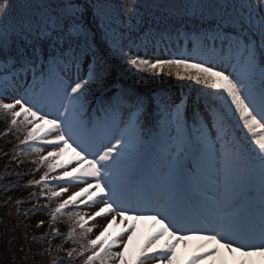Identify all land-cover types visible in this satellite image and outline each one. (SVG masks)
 I'll list each match as a JSON object with an SVG mask.
<instances>
[{"label":"snow or ice","instance_id":"6c2138e0","mask_svg":"<svg viewBox=\"0 0 264 264\" xmlns=\"http://www.w3.org/2000/svg\"><path fill=\"white\" fill-rule=\"evenodd\" d=\"M0 115L70 222L46 264H264V0H0Z\"/></svg>","mask_w":264,"mask_h":264},{"label":"trees","instance_id":"16d2710c","mask_svg":"<svg viewBox=\"0 0 264 264\" xmlns=\"http://www.w3.org/2000/svg\"><path fill=\"white\" fill-rule=\"evenodd\" d=\"M115 79L121 80L124 85H134L138 89L150 93L152 90H159L161 88H171L177 85H187V81H179L177 79L169 77L160 76H149L147 80L141 82L138 78L133 76H123L121 77L119 72L113 73ZM198 87V86H197ZM8 128V122L5 120L3 115H0V223L2 219H7L11 221L15 232L23 240L29 243L31 249L37 253L38 262H44L46 264V257H41L38 255L39 251H42L45 245L36 244L32 237L45 236L53 241V252L57 248L71 246V242L66 241V233L69 230V221L67 218H63L60 222L55 225L53 230H59L61 236L58 239H53V236H48L49 231V218L45 216L44 210L33 214L29 211L32 208V199H30L32 192L39 193V189H28L26 186L31 180L38 179L42 174L43 169L39 172L35 171L38 167L37 165L31 163L35 160L32 154L26 156H15L18 151L17 144L19 141L16 139L17 133L12 131L10 134ZM11 173V175H7ZM19 173L20 175H16ZM6 185H14L6 190ZM41 204H47V201L40 200ZM53 203V202H52ZM9 205H12V209L8 212L7 209ZM54 205V204H53ZM20 211V212H19ZM21 214H17V213ZM27 212L28 215H23ZM16 217V220H15ZM38 220L44 222L43 227L37 228ZM3 226L0 224V264H11L12 259L9 256V249L2 238ZM77 231H79L77 229ZM62 260H67V257L63 253H59ZM82 257H77L71 264H82Z\"/></svg>","mask_w":264,"mask_h":264},{"label":"rangeland","instance_id":"374dc122","mask_svg":"<svg viewBox=\"0 0 264 264\" xmlns=\"http://www.w3.org/2000/svg\"><path fill=\"white\" fill-rule=\"evenodd\" d=\"M181 88H174L173 92L180 91ZM52 150L51 148L44 146V151L42 155H46L48 151ZM53 188H55V182L51 185ZM82 185L73 186L68 189V192L64 194V196L61 199H67L68 195L79 191V188ZM55 190H59L58 188H55ZM79 203V202H78ZM12 205H9V208L7 211L9 212L12 207ZM79 210L82 213H86L89 216L94 213L97 209L89 208L85 205H81ZM16 220V217H15ZM106 218H97L96 220H90L88 227H92L94 230L90 236V239H95L96 236L99 234V232L102 230L103 226L107 224ZM117 223L119 224V218H117ZM4 227H5V235H6V242L10 249L13 251L14 255L16 256V259L18 261V264H42L38 262V256L36 253L30 248V245L23 241L19 236L16 235L15 229L12 226V223L9 220L3 221ZM113 231H118L117 228L114 227ZM72 248L67 249L65 252L70 251ZM113 251H117V249H113Z\"/></svg>","mask_w":264,"mask_h":264}]
</instances>
